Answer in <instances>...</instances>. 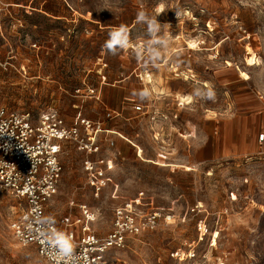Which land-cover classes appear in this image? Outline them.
Listing matches in <instances>:
<instances>
[{
  "label": "rangeland",
  "instance_id": "374dc122",
  "mask_svg": "<svg viewBox=\"0 0 264 264\" xmlns=\"http://www.w3.org/2000/svg\"><path fill=\"white\" fill-rule=\"evenodd\" d=\"M8 1L0 107L30 112L35 122L54 110L68 126L81 115L119 131L113 148L103 146L121 154L98 197L86 152L63 142L64 174L49 212L79 215L87 204L99 235L127 202L160 212L157 228L110 250L115 264H264V0ZM113 38L120 42L109 48ZM109 111L120 115L107 118ZM230 119L234 129L244 123L248 143L197 161L194 136L221 138ZM23 205L0 192V264H51L12 232Z\"/></svg>",
  "mask_w": 264,
  "mask_h": 264
},
{
  "label": "built area",
  "instance_id": "2783aa9c",
  "mask_svg": "<svg viewBox=\"0 0 264 264\" xmlns=\"http://www.w3.org/2000/svg\"><path fill=\"white\" fill-rule=\"evenodd\" d=\"M10 4L0 0V19ZM144 108L134 105L137 112ZM116 115L120 113L106 114L110 119ZM78 118L77 125L68 126L52 110L35 122L30 112L0 107V192L10 193L24 203L11 224L16 239L24 246H36L51 264H115L116 259L109 257L110 250L126 247L130 236L157 228L162 215L158 211L143 213L140 199L127 202L115 209L112 230L99 235L93 229L97 213L87 204L78 205L79 215L70 212L59 218L49 212L64 174V141H75L86 152L83 168L95 196L108 185L109 173L115 168L116 156L101 153L103 140L109 147L116 145L112 136L116 132L107 129L103 120L81 115ZM263 140L264 132L260 135ZM71 206H77L74 200Z\"/></svg>",
  "mask_w": 264,
  "mask_h": 264
},
{
  "label": "crops",
  "instance_id": "0c3cea01",
  "mask_svg": "<svg viewBox=\"0 0 264 264\" xmlns=\"http://www.w3.org/2000/svg\"><path fill=\"white\" fill-rule=\"evenodd\" d=\"M183 95L187 97V94H183ZM178 100H180L179 102L182 101L181 98H178ZM133 109H134V106H133ZM222 125H223L222 127L223 129L221 132V138L215 135L214 139L210 140V137H208L204 139V143H202L203 140H202V135L200 133H199L200 136H197V137L196 135L194 136L193 151H194L195 158L197 159V161L201 162V161L211 160L214 158H219L222 155H225L227 153L230 154L234 150H237V149L242 150L246 142L248 143L249 139L248 141H246V137H248L247 136L248 134H247V131L245 130V126H244V123H242V121L237 122L236 125L238 127L236 129H234L235 124L232 119L227 121V123H223ZM107 129H111V128L108 127ZM111 130L115 131L116 133H119L117 129H111ZM116 133H113L112 136L114 137V134ZM219 133H220L219 131L216 132V134H219ZM254 136H255L254 137L255 141H258V137H256V133ZM102 144L104 146L106 144V141L103 140ZM103 151L101 155H104ZM120 154L121 153L115 154L116 161H118V159L120 158Z\"/></svg>",
  "mask_w": 264,
  "mask_h": 264
},
{
  "label": "clouds",
  "instance_id": "9594fccd",
  "mask_svg": "<svg viewBox=\"0 0 264 264\" xmlns=\"http://www.w3.org/2000/svg\"><path fill=\"white\" fill-rule=\"evenodd\" d=\"M114 36H115V34H113ZM120 41H119V39L118 38H113L110 42H109V44L107 45L109 48H111L112 47V45L113 44H117V43H119Z\"/></svg>",
  "mask_w": 264,
  "mask_h": 264
},
{
  "label": "bare ground",
  "instance_id": "6f19581e",
  "mask_svg": "<svg viewBox=\"0 0 264 264\" xmlns=\"http://www.w3.org/2000/svg\"><path fill=\"white\" fill-rule=\"evenodd\" d=\"M241 70V69H240ZM244 73V71H241V74H243ZM190 101H188L187 103H189Z\"/></svg>",
  "mask_w": 264,
  "mask_h": 264
}]
</instances>
